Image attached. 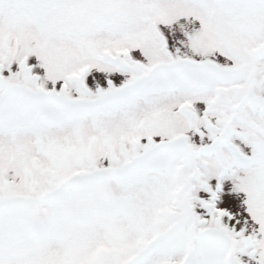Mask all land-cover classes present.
Segmentation results:
<instances>
[{
	"label": "snow or ice",
	"instance_id": "obj_1",
	"mask_svg": "<svg viewBox=\"0 0 264 264\" xmlns=\"http://www.w3.org/2000/svg\"><path fill=\"white\" fill-rule=\"evenodd\" d=\"M0 264H264V0H0Z\"/></svg>",
	"mask_w": 264,
	"mask_h": 264
}]
</instances>
